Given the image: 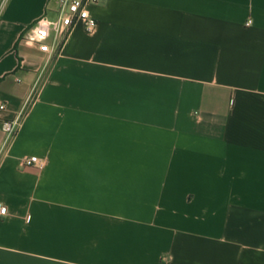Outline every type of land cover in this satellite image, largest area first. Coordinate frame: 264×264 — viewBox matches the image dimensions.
<instances>
[{"label":"crops","instance_id":"1","mask_svg":"<svg viewBox=\"0 0 264 264\" xmlns=\"http://www.w3.org/2000/svg\"><path fill=\"white\" fill-rule=\"evenodd\" d=\"M58 3L0 0V264H264V0H99L43 63Z\"/></svg>","mask_w":264,"mask_h":264},{"label":"built area","instance_id":"2","mask_svg":"<svg viewBox=\"0 0 264 264\" xmlns=\"http://www.w3.org/2000/svg\"><path fill=\"white\" fill-rule=\"evenodd\" d=\"M99 0H59L54 17L42 15L26 27L19 41L25 46L36 49L41 55V62L47 63L49 59L59 53L68 33L72 27L81 23L86 32H93L97 27V19L89 13V6ZM5 108L0 103V110ZM16 119L2 120L1 128L7 136H13L16 132ZM21 165L24 167H42L43 161L36 155L23 157ZM7 214L6 205L0 203V217Z\"/></svg>","mask_w":264,"mask_h":264}]
</instances>
